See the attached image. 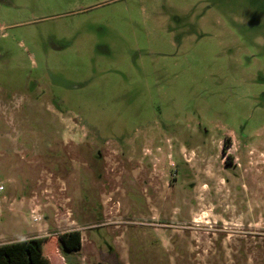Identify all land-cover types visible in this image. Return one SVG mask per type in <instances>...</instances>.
Returning a JSON list of instances; mask_svg holds the SVG:
<instances>
[{"label": "rangeland", "instance_id": "rangeland-1", "mask_svg": "<svg viewBox=\"0 0 264 264\" xmlns=\"http://www.w3.org/2000/svg\"><path fill=\"white\" fill-rule=\"evenodd\" d=\"M0 187L51 264H264V0H0Z\"/></svg>", "mask_w": 264, "mask_h": 264}, {"label": "trees", "instance_id": "trees-1", "mask_svg": "<svg viewBox=\"0 0 264 264\" xmlns=\"http://www.w3.org/2000/svg\"><path fill=\"white\" fill-rule=\"evenodd\" d=\"M40 239L53 242L54 238H29L10 243L0 244V264H51L48 257L50 253L40 252L37 244ZM59 248L63 254L77 252L81 248V233L78 230L61 233L58 235Z\"/></svg>", "mask_w": 264, "mask_h": 264}, {"label": "crops", "instance_id": "crops-1", "mask_svg": "<svg viewBox=\"0 0 264 264\" xmlns=\"http://www.w3.org/2000/svg\"><path fill=\"white\" fill-rule=\"evenodd\" d=\"M56 251H57V249H56V246H55V248H54V250H53V253H52V254H53V257H54V258H56V260H58V257H57V255H56V254H57V252H56ZM51 257H52V256H49V257H48L49 261H50V258H51Z\"/></svg>", "mask_w": 264, "mask_h": 264}, {"label": "built area", "instance_id": "built-area-1", "mask_svg": "<svg viewBox=\"0 0 264 264\" xmlns=\"http://www.w3.org/2000/svg\"><path fill=\"white\" fill-rule=\"evenodd\" d=\"M0 190H1V187H0ZM33 220H34V221H37L38 219H37V218H34Z\"/></svg>", "mask_w": 264, "mask_h": 264}]
</instances>
